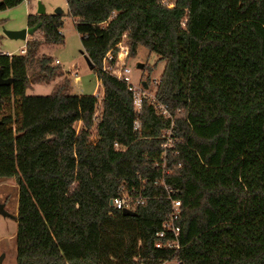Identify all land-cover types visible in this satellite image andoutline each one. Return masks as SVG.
Wrapping results in <instances>:
<instances>
[{
	"label": "trees",
	"instance_id": "trees-1",
	"mask_svg": "<svg viewBox=\"0 0 264 264\" xmlns=\"http://www.w3.org/2000/svg\"><path fill=\"white\" fill-rule=\"evenodd\" d=\"M66 3L100 100L71 94L68 77L51 94L26 92L32 78L63 75L38 54L64 41L61 12L28 13L41 40L0 51L10 79L0 85V179L18 185L14 264H264V0ZM122 39L128 57L143 45L164 61L154 92L172 116L171 147L159 137L171 118L146 98L137 110L125 82L103 70ZM122 192L145 197L135 215L109 204ZM169 195L181 202L177 249L155 247Z\"/></svg>",
	"mask_w": 264,
	"mask_h": 264
},
{
	"label": "rangeland",
	"instance_id": "rangeland-1",
	"mask_svg": "<svg viewBox=\"0 0 264 264\" xmlns=\"http://www.w3.org/2000/svg\"><path fill=\"white\" fill-rule=\"evenodd\" d=\"M38 2L44 5L45 12H54L57 8L62 11L63 25L60 27V30L63 34L64 41L48 47V51L53 59L60 61L62 69L69 72H65V74L61 75L62 77L53 78L48 83L42 80L36 81L35 78H32L31 84L34 85V88H29L27 94H51L62 83L63 78L68 77L72 84L68 89L71 94H95L98 96V100H100L102 85L93 70L88 66L81 43V33L75 28L74 17L67 13L66 0H30L28 2L22 0L16 5L0 9V19L2 20L0 23V49L14 54L20 53L19 45L23 42V39L10 38L4 34L3 29H19L25 27L28 11H37ZM34 36L32 35L31 37L33 38L31 39H36ZM42 44H44L43 46H47L48 43ZM139 63L143 64L142 68L138 67ZM154 64H156L154 69L149 71L148 66ZM126 67L129 69V75L134 83H137L139 78L142 77L149 86L148 91H155L151 79L152 77L160 76L164 67V61L158 60L155 53L149 52V49L145 46L139 45L136 55L127 58ZM36 69V65L31 64L28 67V74L31 75ZM70 71H72L73 75H71ZM100 111L101 105L99 101L96 105L97 114ZM95 138V133L92 132L91 140L94 141ZM17 197L18 185L15 179H0V203H3L4 208L11 214V217L0 214V256L3 255L0 264H14L16 260L15 234L17 221L15 216L17 214Z\"/></svg>",
	"mask_w": 264,
	"mask_h": 264
},
{
	"label": "built area",
	"instance_id": "built-area-1",
	"mask_svg": "<svg viewBox=\"0 0 264 264\" xmlns=\"http://www.w3.org/2000/svg\"><path fill=\"white\" fill-rule=\"evenodd\" d=\"M159 3L166 5L167 7H172L175 5L176 0H157ZM124 35V34H123ZM118 46V51L116 55H113L111 52H108L103 60V70L110 73L111 75L117 77L118 79L125 82L127 89L132 92L133 103L137 110L142 106L143 99L146 98L147 101L153 105L158 114L170 117L172 120L171 114L167 111L163 104H161L155 97L154 91H148L149 86L146 87L143 85L144 79L139 78L137 83H134L131 80L129 75V69L126 67V60L128 58V45L124 40H120L116 43ZM25 52V48H21V53ZM113 63L110 61L113 60ZM55 63H58V60H55ZM159 82V77H152L151 83L156 90V86ZM172 124L173 120L165 129H163L159 137L164 138L166 141L162 144L163 148L171 147L174 139H172ZM135 128H140V123L138 120L134 122ZM117 145V144H116ZM165 154L163 151L162 155ZM164 185L168 193H170L171 188L169 185H165L164 182L161 183ZM123 189V188H122ZM171 208L168 216L162 223L161 229L157 232L158 240L155 242L156 248L164 249H177L179 247L178 235L180 232V227L178 225V220L181 214V202L179 199L170 198ZM111 206L115 209L122 210L124 208L133 210L138 204H142L145 200V197L140 195H131L126 192H122L120 195L111 199ZM170 233L172 236L167 237V234Z\"/></svg>",
	"mask_w": 264,
	"mask_h": 264
},
{
	"label": "water",
	"instance_id": "water-1",
	"mask_svg": "<svg viewBox=\"0 0 264 264\" xmlns=\"http://www.w3.org/2000/svg\"><path fill=\"white\" fill-rule=\"evenodd\" d=\"M60 11H61V9L57 8V9H55L54 12L55 13H60ZM37 12L38 13L45 12V7H44V5L41 2H38ZM38 27H39V24H36L34 26H31V27L25 26V27H22V28H19V29H3V32L8 37L24 39V38H26V36L28 34L33 33ZM86 61L88 63L89 68L92 69L93 68V64L91 63V61L89 60V58L87 56H86ZM138 67L142 68L143 64L139 63ZM9 83H10V79L3 78L1 73H0V85L9 84ZM142 83H143V85L145 87L147 86L146 81H143ZM111 203H112V200L109 201V204H111ZM121 212H122V214H125V215H135L136 214L135 211L127 209V208L122 209ZM0 214L3 215V216L11 217V214L9 212H7V210L4 208V204L3 203H0ZM2 257H3V255L0 256V261H1Z\"/></svg>",
	"mask_w": 264,
	"mask_h": 264
},
{
	"label": "crops",
	"instance_id": "crops-1",
	"mask_svg": "<svg viewBox=\"0 0 264 264\" xmlns=\"http://www.w3.org/2000/svg\"><path fill=\"white\" fill-rule=\"evenodd\" d=\"M25 1H30V0H25ZM29 13H34V12H31L30 10L28 11ZM35 12H37V11H35ZM61 13H62V11H60ZM25 26H27V24L25 25ZM19 27H21V26H19ZM19 27H14V28H19ZM6 35V34H5ZM32 35H35L34 36V38H36V39H39V40H41L40 39V35H41V29L40 28H37L36 30H35V32H33V34H28L27 36H26V38H24L23 39V42L19 45V47H20V49H19V52L21 53V48H23V47H25V44H26V40L27 39H31V38H33V37H31ZM7 36V35H6ZM11 38V37H10ZM20 39H22V38H20ZM44 44H41V46H40V48H39V51H38V54L39 55H41V54H46V55H49V56H51L50 54H49V51H48V47H50V46H52L53 44H47V46H43ZM0 51H1V53H4V54H8V55H11V54H14V53H12V52H9V51H7V52H5V51H2V49H0ZM53 58V57H52ZM54 60H56V59H54ZM58 60V59H57ZM58 64L60 65V61L58 60ZM61 67V66H60ZM61 71L63 72V74H65V72L67 73V72H69V71H64L63 69H62V67H61ZM74 72V71H73ZM70 73H71V75H73L72 74V71H70ZM57 77H62V76H57ZM72 85V84H71ZM30 89H32V88H34V85H30V87H29ZM28 88V89H29ZM27 89V90H28ZM27 90H26V92H27ZM80 95V94H79Z\"/></svg>",
	"mask_w": 264,
	"mask_h": 264
}]
</instances>
